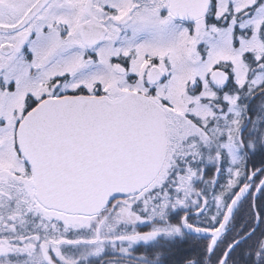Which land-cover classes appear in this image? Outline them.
Segmentation results:
<instances>
[{"label": "snow or ice", "instance_id": "1", "mask_svg": "<svg viewBox=\"0 0 264 264\" xmlns=\"http://www.w3.org/2000/svg\"><path fill=\"white\" fill-rule=\"evenodd\" d=\"M0 264H264V0H0Z\"/></svg>", "mask_w": 264, "mask_h": 264}]
</instances>
